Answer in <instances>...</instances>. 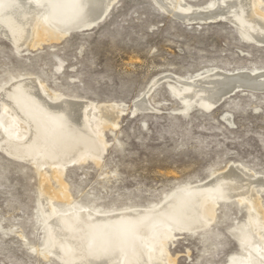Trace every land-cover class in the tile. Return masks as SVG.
I'll return each mask as SVG.
<instances>
[{
  "label": "rangeland",
  "instance_id": "rangeland-1",
  "mask_svg": "<svg viewBox=\"0 0 264 264\" xmlns=\"http://www.w3.org/2000/svg\"><path fill=\"white\" fill-rule=\"evenodd\" d=\"M184 1L202 7L211 0ZM106 16L91 30L35 49L16 51L0 39V90L13 77L31 74L66 97L123 110L117 126L102 132L106 148L98 162L68 165L59 182L45 168L52 189L60 194L65 186L72 201L105 211L142 210L159 205L180 185L204 183L231 165L264 178V93L236 91L210 111L194 106L184 114L167 87L173 83L169 76L181 79L211 68L262 69L264 45L245 41L226 22L176 20L150 0H117ZM141 97L151 110L134 112ZM40 181L33 165L0 150V264H60L32 250L42 239L36 220ZM260 201L264 208V190ZM246 215L245 204L218 202L208 227L174 232L166 244L169 263L226 264L240 253L232 228Z\"/></svg>",
  "mask_w": 264,
  "mask_h": 264
},
{
  "label": "bare ground",
  "instance_id": "bare-ground-1",
  "mask_svg": "<svg viewBox=\"0 0 264 264\" xmlns=\"http://www.w3.org/2000/svg\"><path fill=\"white\" fill-rule=\"evenodd\" d=\"M116 1L0 0V37L16 51L35 49L71 32L91 30ZM153 1L190 25L223 20L236 26L245 41L264 45V0H211L202 7L184 0ZM169 77L173 83L167 87L182 103L184 114L194 106L210 111L236 91L264 93V68H211L181 79ZM145 99L133 104L134 112L150 109ZM122 113L115 104L66 97L31 74L13 77L0 90V150L30 163L41 177L36 220L42 239L33 252L60 264H168L172 259L166 244L174 232L205 229L215 219L218 202L233 200L246 205L247 215L232 228L240 253L230 255L226 264H264V178L245 167L227 166L204 183L186 182L159 205L142 210L105 211L72 201L63 182L60 194L52 189L45 168L59 182L68 165L89 158L98 162L106 148L102 132L116 127ZM58 199L61 205L54 203Z\"/></svg>",
  "mask_w": 264,
  "mask_h": 264
},
{
  "label": "water",
  "instance_id": "water-1",
  "mask_svg": "<svg viewBox=\"0 0 264 264\" xmlns=\"http://www.w3.org/2000/svg\"><path fill=\"white\" fill-rule=\"evenodd\" d=\"M152 3H153V1L152 0H150ZM155 4V3H154ZM107 17V16H106ZM106 17H105V19H106ZM175 18V17H174ZM105 19H103V20H105ZM176 20H180V19H177L176 18ZM218 21H222V22H226V21H223V20H218ZM101 22H98V24H96V25H99ZM227 24H228V22H226ZM95 28V27H94ZM93 29V28H92ZM72 33V32H71ZM0 39H3V38H1L0 37ZM3 40H5V39H3ZM221 102H219V103H217L215 106H214V108L215 107H217L219 104H220ZM201 109V108H200ZM202 111H205L204 109H201Z\"/></svg>",
  "mask_w": 264,
  "mask_h": 264
}]
</instances>
